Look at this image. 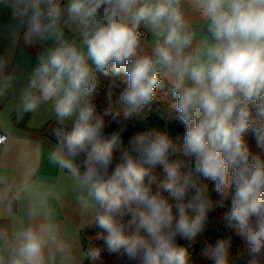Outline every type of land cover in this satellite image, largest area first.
Here are the masks:
<instances>
[{
	"label": "clouds",
	"instance_id": "1",
	"mask_svg": "<svg viewBox=\"0 0 264 264\" xmlns=\"http://www.w3.org/2000/svg\"><path fill=\"white\" fill-rule=\"evenodd\" d=\"M188 2L204 21L198 43L185 0H0L10 30L0 53V97L14 84L11 61L21 40L45 45L19 107L33 113L51 104L57 147L50 159L73 179L116 259L196 264L179 241L194 244L209 214L230 202L222 219L231 234L201 255L211 264H264V0ZM110 73L126 87L118 95L110 89L100 113L92 94L98 74ZM166 86L171 111L186 127L183 139L149 129L125 146L129 125L146 119ZM44 232L20 231L9 264H45ZM233 236L242 245L235 257ZM88 259L105 264L99 249Z\"/></svg>",
	"mask_w": 264,
	"mask_h": 264
},
{
	"label": "crops",
	"instance_id": "2",
	"mask_svg": "<svg viewBox=\"0 0 264 264\" xmlns=\"http://www.w3.org/2000/svg\"><path fill=\"white\" fill-rule=\"evenodd\" d=\"M185 9L197 30L198 43L204 34V21L188 0ZM8 25V11L0 10V53L9 44ZM65 35L78 39L67 30ZM143 42L150 50L151 35ZM44 46L26 47L21 40L11 61L14 84L0 97V126L8 133L0 149V258L9 264L19 243L18 233L31 227L35 231L45 229V264H86L92 243L87 231L96 224L92 215L83 211L78 199L81 193L71 176L50 159L57 147L48 136L49 129L57 124L51 104H41L33 113H24L19 107L20 96ZM66 127L71 129V124Z\"/></svg>",
	"mask_w": 264,
	"mask_h": 264
},
{
	"label": "trees",
	"instance_id": "3",
	"mask_svg": "<svg viewBox=\"0 0 264 264\" xmlns=\"http://www.w3.org/2000/svg\"><path fill=\"white\" fill-rule=\"evenodd\" d=\"M98 84L92 94L93 102L96 104L97 111L102 113L107 107V92L111 89L115 95H118L126 85L122 83V77L112 75L107 76L98 74ZM115 98V97H114ZM174 103V98L171 96L169 88L166 86L163 89L158 90L157 99L153 101L149 108L145 109L146 119L140 120L135 124H130L127 131L123 134L122 140L126 146L129 141L138 133L147 131L149 129H156L167 132L170 136L183 139V135L186 132V127L175 119V113L171 111L170 105ZM106 119H109L106 117ZM116 125L112 124L108 128V132L115 130ZM69 131L71 129L67 128ZM250 146L255 149V140L249 136L247 137ZM155 171L157 174L162 175V168L157 166ZM209 183V194L212 199L218 200L219 197L215 192L214 182ZM230 207V202H226L224 208H216L209 214V221L206 225L205 231L199 235L194 244L188 241L180 240L179 244L182 246H188L192 255V259L196 264H211L205 257L201 255V248L208 243H214L217 238L231 234L230 230L225 228L224 221L222 219L223 213ZM92 243L87 250L86 264H92V261L88 259V252L99 249L100 257L105 264H125V261L116 259L115 255L110 253L107 246L101 239L102 230L99 227H94L87 231ZM242 251V245L239 238L233 236V248L232 254L235 257L238 252Z\"/></svg>",
	"mask_w": 264,
	"mask_h": 264
},
{
	"label": "built area",
	"instance_id": "4",
	"mask_svg": "<svg viewBox=\"0 0 264 264\" xmlns=\"http://www.w3.org/2000/svg\"><path fill=\"white\" fill-rule=\"evenodd\" d=\"M141 31L144 34L143 38H149V33L145 29L142 28ZM7 140L8 133L0 126V149L7 142ZM7 186L10 187L11 185L7 184Z\"/></svg>",
	"mask_w": 264,
	"mask_h": 264
},
{
	"label": "water",
	"instance_id": "5",
	"mask_svg": "<svg viewBox=\"0 0 264 264\" xmlns=\"http://www.w3.org/2000/svg\"><path fill=\"white\" fill-rule=\"evenodd\" d=\"M57 126V124H54L50 129H49V131H48V136H49V138L54 142V143H56L57 144V142H56V140L53 138V136H52V129L54 128V127H56Z\"/></svg>",
	"mask_w": 264,
	"mask_h": 264
}]
</instances>
